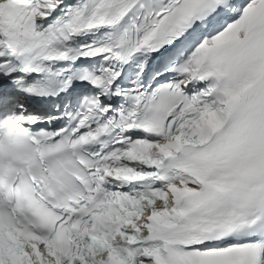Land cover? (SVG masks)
<instances>
[{
  "label": "snow or ice",
  "instance_id": "obj_1",
  "mask_svg": "<svg viewBox=\"0 0 264 264\" xmlns=\"http://www.w3.org/2000/svg\"><path fill=\"white\" fill-rule=\"evenodd\" d=\"M0 264H264V0H0Z\"/></svg>",
  "mask_w": 264,
  "mask_h": 264
}]
</instances>
